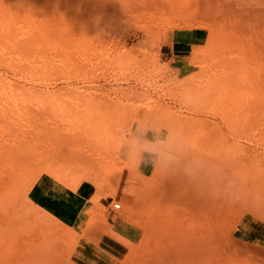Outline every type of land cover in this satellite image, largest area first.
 <instances>
[{"label": "rangeland", "instance_id": "374dc122", "mask_svg": "<svg viewBox=\"0 0 264 264\" xmlns=\"http://www.w3.org/2000/svg\"><path fill=\"white\" fill-rule=\"evenodd\" d=\"M77 1L0 0V175L11 173L13 193L24 192L43 176L53 184L59 159L81 154L89 160L85 182L95 188L82 223L61 222L82 238L93 263L61 240L55 243L65 254L53 251L65 264H161L150 245L164 215L178 208L199 225L229 220L218 227L223 247L247 258L235 257L240 264H264V216L250 213L264 205V0L191 1L203 9L173 0H97L85 12ZM172 36L178 50L165 54ZM149 142L160 152L145 150ZM183 159L189 164L178 169ZM213 173L225 175L216 187L219 217L202 200L209 187L202 178ZM121 175L130 181L124 204L116 197ZM69 185L54 196L76 181ZM138 188L154 194L150 208L136 198ZM106 197L108 207L99 203ZM244 221L260 224L257 235L241 228ZM11 231L12 249L0 242L10 249L8 256L0 248L4 257L14 251L9 259L31 255L28 264H47L37 250L44 229L36 238L26 227ZM105 238L120 246L116 254L103 248Z\"/></svg>", "mask_w": 264, "mask_h": 264}, {"label": "bare ground", "instance_id": "6f19581e", "mask_svg": "<svg viewBox=\"0 0 264 264\" xmlns=\"http://www.w3.org/2000/svg\"><path fill=\"white\" fill-rule=\"evenodd\" d=\"M110 1H113V0H108L107 3H110ZM191 1L192 0H173V2H177L180 5V7H181V5H184V3L185 4L189 3L190 5H193V3ZM205 2L207 3V5H209L211 0H205ZM171 3H172V1H171ZM198 4L199 3H197L196 5L194 4L193 5L194 8ZM77 6L81 12L88 11L90 7H93V9H95V8H97L96 7L97 6V0H80V1L78 0ZM202 6H200V4H199V7L202 8ZM203 7H205V6H203ZM4 8H5V6H0V13L3 10H5ZM205 9L207 11V6ZM202 11H204V10H202ZM3 85H4V82L0 80V87L3 88ZM179 122L181 123V121H179ZM180 123H177V124H180ZM59 163H60V169H58V170L55 169L53 171L54 176H51L53 178V182H54L53 184H50L52 180L50 181L47 177L43 176L44 178L43 177L39 178L35 182L31 183V185L33 187L26 188V190H24V192H20V190H19V192L15 193V194L12 191L13 186H15L13 175L11 173L0 175V208L2 207L3 210L5 209V213H6L5 220H7V217H8V221L7 222L5 221L6 224L3 225L2 224L3 222L2 221H1L2 223L0 222V242L6 241L8 244L12 240V238L11 237H9V239L7 238L8 239V241H7L6 237L10 236L9 235L10 231L12 230L14 232L15 228H20V230H21V228L26 227L27 232L31 231V232H29L30 235H31V233L34 234L33 238L38 237L37 234H41V230L44 229L45 230V233H44L45 245H42V246L40 245L41 247L38 245L37 247L39 249H37V250H39V252H43L45 254V257L47 258V264H57L59 260L64 258L63 254H65V251H64L65 249L63 250L62 247L58 248V246H56L57 244L55 243L56 240H58V241L61 240L63 243L66 242L67 244H69L71 246V248L73 249V253L77 257V259H80L82 262H85V263H93L94 255H92L93 253L90 252L89 248L85 245L82 238L81 237L80 238L75 237V236H77V235H75L76 234L75 232H73L70 228L63 225L61 222H59L55 217H53L47 211L43 210L45 207H41L42 206L41 203H43V200L45 201L47 199H50V197H52V195H54V193L57 192L60 184L68 187V186H70L69 185L70 181L75 180L76 181V186L74 185L75 186L74 191H75L76 187L81 182L86 181V179H87V175H88V171H89L90 167L88 165L89 160L87 161L85 156L78 154L77 156L70 157V158L61 157L59 159ZM188 164H189V162L187 161V159H183L180 162H178L176 167H178V169H179V168H183L184 166H187ZM211 165H214V163L212 162ZM211 165H210V167H211ZM210 167H207L206 171L211 172L212 169ZM175 176H177V175H175ZM202 179H203L204 185L209 184V187L207 188L206 192L203 194V197H205V198H202V200L204 201V203L206 204L207 207L210 206L209 208L213 209V216L219 217L220 216L219 214L221 213L222 206H220V205L216 206V204H215V202H216L215 200L219 199V197L218 198H212L210 193L213 190L217 191L216 187L220 186L222 181L223 182L225 181V175H221V173H217L215 175L213 173L210 175V177L208 179L207 178L206 179L202 178ZM243 185L246 188H248V186H249L246 182H243ZM250 186H251V184H250ZM137 190H141V189L138 188ZM20 195H22L21 198L19 197ZM24 195H26V196L24 197ZM260 195H261V197H260L261 201L262 200L264 201V187L261 188V194ZM18 197L20 198V200L18 202H15L16 198H18ZM136 197H137V199L140 198L139 200H142V202L144 204H151V203H153V201H155L154 194H150V193L143 195L139 191L136 193ZM1 209H0V211H1ZM3 210L1 211L2 213L4 212ZM175 210H178V208L172 210V215H173V211H175ZM181 210H180V212L175 211L176 212V214L174 213L175 216L174 215L169 216L172 218L171 222L167 220V222H169V223H166V219H168L169 217L166 216L167 214L164 215V217L165 218L167 217V218L164 220L165 224L163 226L161 225L162 227L160 229H158L159 231H157L159 237L157 239H155L154 242H152L153 243L152 245H150L151 250H150L149 254L157 253L159 258L161 259V264H173V263H176L178 261L177 259L184 260L183 261L184 264H240L239 262L241 260L247 259L246 257H243L244 255H242V256L240 255L241 258L242 257L243 258L239 259V262H238V260H236L235 257L240 258L239 254H238L239 252L238 253L235 252L238 255L235 254L233 251L229 252V251H227L228 248L225 249L226 247L224 246L225 247L224 248L222 245L223 244L221 241L222 236L220 237V235L218 234V232H219L218 227H219L220 223L224 224V223L229 222V220H224V223H223L222 220L220 219L219 223H217V222L207 223V224L202 223L201 225H199L195 222L191 223V222L187 221V219H186L187 215L186 214L184 215L183 210L182 211ZM1 212H0V214H1ZM255 212L256 213L262 212L263 216H264V205L259 206L258 208H255L250 213H251V215L255 216L254 215ZM234 223H235V221H234ZM222 224L220 225L221 227L223 226ZM228 224H230V226H231V223H228ZM259 225L260 224L258 222H255V221L241 222V228L244 227L245 230H246V227L253 229L254 235H257V232H258L257 228L259 227ZM37 227H39L40 229L38 230ZM226 227H228V225H226L225 228L222 227L224 230L222 228H219V229H220V231L222 230L223 232L225 231V233H226ZM34 230H37V231H34ZM12 231H11V233H12ZM25 232H26V230H25ZM263 233H264V231H263ZM14 234H16V233L14 232ZM226 234H228V232ZM30 235H28V236L23 235V236H27L29 238ZM147 235H148V233H147ZM145 237H147V236H145ZM223 237L225 239V236H223ZM29 239L31 241L32 238H29ZM232 239L230 241H232ZM58 241H56V242H58ZM25 242H26V243H24L25 246L30 244V242H28V239H26V237H25ZM10 243H9V246L12 245V243L11 244ZM147 243H149V242H147ZM147 243H145V244H147ZM2 244L3 243L0 244L1 245L0 248L2 247L1 250L4 249V253L6 252V254H7L6 249L10 251V249H8L9 246L6 244V246H4V247H6V249H5L3 247L4 244L3 245ZM142 245H144V244H142ZM53 247H55V248H53ZM238 247H240V246H238ZM9 248L12 249V246H10ZM56 248H58L57 251H59V249L62 248L61 251H63L64 253L58 254L59 252L58 253L54 252L53 250ZM231 248H234V247H231ZM253 248H254V246H253ZM1 250H0V253L3 255V258L7 259L9 254H7L8 255L7 257H4V253ZM67 250L68 249H66V257L68 254ZM70 250H68V251H70ZM12 252H14V251H12ZM12 252L10 254V257L13 255ZM22 252H24V251H22ZM18 253L19 252H17V255H19ZM26 253L30 254V252H26ZM233 253H234V255H233ZM14 254H16V253L14 252ZM69 254H70V252H69ZM2 255H1L0 259H2ZM22 255H23V253H22ZM13 256H15V255H13ZM150 256H152V255H150ZM10 257H8V259H7L8 261L7 260L5 261V264H14V263L15 264H23V263L28 264L29 259L31 260V258H32V256L29 255L28 258L26 257L27 259L24 258L25 260L20 261L19 259H14L15 257L14 258L12 257L13 259L12 258L9 259ZM249 257H250V255H249ZM3 260H5V259H3ZM15 260H17V261H15ZM250 260H251V258H250ZM65 261H62L61 264H63ZM68 262H65V263H68ZM250 262H252V261H250ZM59 263H60V261H59ZM241 263L244 264V261ZM70 264H73V263L70 262Z\"/></svg>", "mask_w": 264, "mask_h": 264}, {"label": "crops", "instance_id": "0c3cea01", "mask_svg": "<svg viewBox=\"0 0 264 264\" xmlns=\"http://www.w3.org/2000/svg\"><path fill=\"white\" fill-rule=\"evenodd\" d=\"M175 37L172 36L162 46L165 54H173V51L178 50ZM122 176V175H121ZM121 179V181H120ZM119 179V187L117 192V199L121 203H126L130 192V181L125 176ZM74 190H65L59 196L50 197V199L43 200L42 206L51 212V214L57 218L60 222L67 226L75 227L79 223H82V218L86 216L83 213L85 207L89 204V201L95 193V188L88 182H81ZM140 190H137L139 192ZM136 192V193H137ZM137 198V197H136ZM137 200V199H136ZM135 200V202H136ZM99 203L108 207L111 204L110 198H101ZM151 204H144L143 209L150 208ZM103 248L106 251L116 254V251L120 249V246L116 244L111 238H105L102 241Z\"/></svg>", "mask_w": 264, "mask_h": 264}, {"label": "clouds", "instance_id": "9594fccd", "mask_svg": "<svg viewBox=\"0 0 264 264\" xmlns=\"http://www.w3.org/2000/svg\"><path fill=\"white\" fill-rule=\"evenodd\" d=\"M145 150L160 152V149H157L156 147L151 146V142H149V145L145 146ZM165 159H167L169 162H172V161H174L175 157H174V155L171 152H169V153L166 154ZM210 195L212 196V198H218L219 197V193L217 191H215V190H213L210 193Z\"/></svg>", "mask_w": 264, "mask_h": 264}, {"label": "built area", "instance_id": "2783aa9c", "mask_svg": "<svg viewBox=\"0 0 264 264\" xmlns=\"http://www.w3.org/2000/svg\"><path fill=\"white\" fill-rule=\"evenodd\" d=\"M112 208L118 209V208H120V204L119 203H113Z\"/></svg>", "mask_w": 264, "mask_h": 264}]
</instances>
